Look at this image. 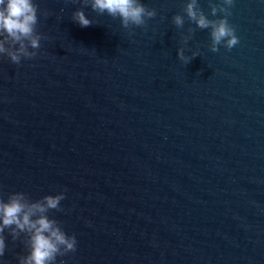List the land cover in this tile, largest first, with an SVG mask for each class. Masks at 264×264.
I'll use <instances>...</instances> for the list:
<instances>
[{"label":"water","instance_id":"water-1","mask_svg":"<svg viewBox=\"0 0 264 264\" xmlns=\"http://www.w3.org/2000/svg\"><path fill=\"white\" fill-rule=\"evenodd\" d=\"M0 264H264V0H0Z\"/></svg>","mask_w":264,"mask_h":264}]
</instances>
